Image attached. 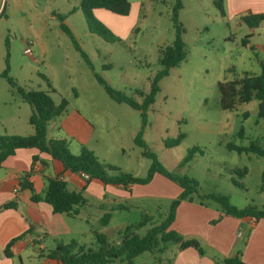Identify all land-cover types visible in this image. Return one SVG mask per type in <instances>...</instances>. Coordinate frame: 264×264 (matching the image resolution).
<instances>
[{
    "label": "rangeland",
    "instance_id": "obj_1",
    "mask_svg": "<svg viewBox=\"0 0 264 264\" xmlns=\"http://www.w3.org/2000/svg\"><path fill=\"white\" fill-rule=\"evenodd\" d=\"M128 2L126 15L104 9L92 12L93 19L107 31L105 39L89 30L78 0H3L0 72L7 69L11 78L30 89L38 86L46 89L39 74L48 78L58 93L51 95L53 101L59 102L58 95L65 97L70 108L81 110L92 123L94 131L89 145L98 160L141 177L146 174L150 160L133 141L141 127L140 112L111 100L96 82L93 72L112 88L140 102L142 98L137 92L147 94L153 75L161 68L159 50L174 40L171 12L175 0ZM226 2L223 0L224 15L221 16L213 0H180L178 22L183 29L181 39L186 56L159 81L155 101L146 111L142 139L167 170L196 179L200 194L227 195L230 204L237 208L249 204L262 208L264 158L225 148L227 142L248 146L251 141H258L264 148V121L257 117L258 102L252 100L235 110H222L217 83L244 72L251 75L260 72L257 59L264 58V25L261 23L243 46L241 41L249 29L240 20L241 14H228ZM246 10L241 13H256ZM52 13L61 15L93 70L60 29L59 20L51 18ZM29 41L31 53L25 54L23 49ZM8 88L0 76V97ZM179 133L184 134L180 143L166 147ZM194 145L202 148L203 153L183 163L186 151ZM231 179L244 188L234 185ZM170 202V199L152 197L129 199L128 210L112 212L104 233L112 239L118 229L135 224L146 215L158 222L165 216ZM205 202L215 205L209 200ZM85 214L89 226L99 229L98 212L87 209ZM77 238L87 247H94L92 234ZM171 249L172 254L173 245ZM169 254L160 256L164 259L171 257ZM158 255L145 252L135 258V264H169L164 260L157 263Z\"/></svg>",
    "mask_w": 264,
    "mask_h": 264
},
{
    "label": "trees",
    "instance_id": "obj_2",
    "mask_svg": "<svg viewBox=\"0 0 264 264\" xmlns=\"http://www.w3.org/2000/svg\"><path fill=\"white\" fill-rule=\"evenodd\" d=\"M214 6L220 15H224L223 0H213ZM78 8L85 17L88 28L91 32H95L107 39V31L98 24L92 17L93 10L104 9L117 15H126L129 11L128 0H78ZM181 8L180 0H175L172 7L171 20L174 28V40L159 50L158 63L161 68L153 75L150 82V89L147 94L137 92L142 98L140 102L127 96L123 91L109 86L97 73L93 72V76L98 84L101 85L106 95L116 103L127 104L134 110L140 112L141 127L135 135L134 144L141 148V154L150 160V165L144 176H134L129 172L123 171L121 168L112 164H103L98 158L87 148H82L78 154H73L69 150L66 140L61 138H48L47 125L48 122L62 115L69 104L68 100L60 96L59 102L55 103L51 98V94L55 93V88L50 80L40 75L46 84V89H30L20 85L8 75L7 69L0 72V76L4 78L8 84L9 90L17 98L31 107V114L28 123L32 128L29 135H7L0 134V166L2 162L10 155L14 154L20 148H35L39 153H47L53 159L59 161L64 169L73 173H81L87 175V182L95 179L104 185H112L116 187L127 188L132 185H144L151 181L155 174H159L171 182L175 183L179 188V194L173 198L169 204L168 210L163 218L158 222L151 221V217L142 216L140 221L135 224L126 225L118 229L114 237L110 239L106 234L93 231L91 232L94 247H87L76 240L67 243H58L53 248L43 250L39 249V256L46 257L51 260H57L61 264H112L118 262L120 264H135V258L145 252L159 255L155 257V261L160 263L162 260L171 264L175 251L186 248H193L200 255H208L215 264H247L240 257V251L232 256H220L207 252L201 245L199 240L194 237H184L182 234L171 228V224L175 218V210L181 201H196L200 205H207L205 200L212 201L222 215H228L236 218L253 217L255 220L264 219V206L257 208L255 205L249 204L243 208H237L230 204L229 197L224 194H200L198 192V181L187 175H177L167 170L157 159V157L147 149L142 139L143 128L146 124V111L154 103L155 96L159 91V81L168 75L169 69L177 66L185 59L186 51L184 43L181 39L183 29L178 22V10ZM4 9V7H3ZM0 12V15L3 12ZM60 20L59 27L67 35L72 42L74 48L79 52L80 56L86 62L88 68L92 69L89 58L80 48L75 40L72 31L63 22L61 16L57 15ZM240 20L248 27L249 33L242 39V45L248 44V39L252 37L255 29L264 23V12L247 13L240 16ZM260 72L257 75H251L244 72L241 76L230 80L219 81L217 83V91L219 97V107L222 110H235L239 105L247 104L252 100H257V117L264 121V58L259 59ZM74 96L76 93L74 92ZM246 116V113L244 114ZM184 138V134L179 133L176 138L169 140L166 147H174ZM225 148L238 154L251 153L255 156L264 158V148L258 141H251L248 146H241L232 142H227ZM202 148L197 145L192 146L186 151L183 157V163L190 162L195 154H202ZM39 160L37 155L32 157V161ZM245 173V170H243ZM242 173V175H244ZM26 173L20 180L21 189L32 190L31 183L28 181ZM231 182L244 188L243 185L234 179ZM261 187L264 188V171L261 174ZM31 199L36 201L38 197L34 194ZM42 200L48 203L53 213L64 214L68 217H76L86 206L87 199L81 191L69 188L66 181L58 177L46 178V186L42 196ZM14 201L7 202L0 206V209L14 208ZM122 208L116 205L112 209H102V213L98 219L101 226H107L112 218V211ZM149 226L144 233H139L143 227ZM10 240L4 250L6 257L12 255L10 246L13 241ZM41 239L34 241L35 245H39ZM172 245L175 250L172 252ZM169 252L170 256L162 258L160 254Z\"/></svg>",
    "mask_w": 264,
    "mask_h": 264
},
{
    "label": "crops",
    "instance_id": "obj_3",
    "mask_svg": "<svg viewBox=\"0 0 264 264\" xmlns=\"http://www.w3.org/2000/svg\"><path fill=\"white\" fill-rule=\"evenodd\" d=\"M2 2L0 0V6ZM226 5L230 15L231 12L243 15L241 12H245L247 7L251 12H264V0H227ZM72 8L75 10V7ZM57 15L52 13L51 18L59 20ZM37 89L42 88L38 86ZM1 92L4 93V89ZM53 94L58 93L55 90ZM31 111L28 104L12 94L9 88L5 89V94L0 97V134H31L32 128L28 123ZM93 131V125L84 113L75 107L70 108L69 104L62 115L47 125V137L66 140L73 154H78L82 148L94 152L89 145ZM34 155L39 157L36 162L32 161ZM26 173H30L28 181L32 190L20 188L19 180ZM53 177L66 181L69 188L81 191L87 199L86 206L78 216L53 213L51 206L42 200L46 178ZM86 179L81 173L64 169L59 161L47 153H39L35 148H20L8 156L0 166V206L10 201H14L16 206L0 209V264H61L57 260L39 256V249L47 250L71 240L81 243L77 237H84L93 231L104 233L107 226H101L98 221L102 209L121 205L122 208L113 211L128 210L129 199L152 197L172 200L180 192L175 183L159 174H155L147 184L127 188L104 185L95 179L87 182ZM32 194L38 197L36 201L31 199ZM87 209L98 212L96 222L99 229L89 226V218L85 214ZM170 227L184 237L197 238L209 253L226 257L240 251L245 263L264 264V219L221 216L215 205H200L196 201L185 200L176 207ZM37 237H41L39 245L34 243ZM16 238L10 246L12 255L6 257L4 250L7 243ZM115 263L118 262L112 264ZM171 264L215 263L208 255H200L195 249L186 248L175 251Z\"/></svg>",
    "mask_w": 264,
    "mask_h": 264
},
{
    "label": "built area",
    "instance_id": "obj_4",
    "mask_svg": "<svg viewBox=\"0 0 264 264\" xmlns=\"http://www.w3.org/2000/svg\"><path fill=\"white\" fill-rule=\"evenodd\" d=\"M31 44V41H29L28 43H27V46L24 48V53L25 54H30L31 53V50H30V47H29V45ZM83 176L85 177V178H87V175H85V174H83ZM41 239V237H37L36 239H35V241H38V240H40Z\"/></svg>",
    "mask_w": 264,
    "mask_h": 264
}]
</instances>
